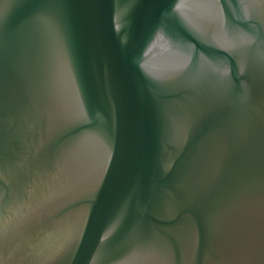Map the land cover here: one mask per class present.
I'll list each match as a JSON object with an SVG mask.
<instances>
[{
	"label": "water",
	"instance_id": "1",
	"mask_svg": "<svg viewBox=\"0 0 264 264\" xmlns=\"http://www.w3.org/2000/svg\"><path fill=\"white\" fill-rule=\"evenodd\" d=\"M0 264H264V0H0Z\"/></svg>",
	"mask_w": 264,
	"mask_h": 264
}]
</instances>
